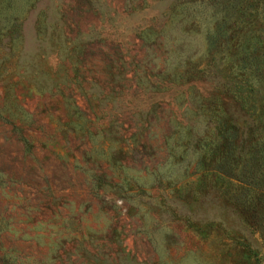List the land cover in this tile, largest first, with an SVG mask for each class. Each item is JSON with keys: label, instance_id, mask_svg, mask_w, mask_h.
Masks as SVG:
<instances>
[{"label": "rangeland", "instance_id": "374dc122", "mask_svg": "<svg viewBox=\"0 0 264 264\" xmlns=\"http://www.w3.org/2000/svg\"><path fill=\"white\" fill-rule=\"evenodd\" d=\"M227 5L0 0V264H264L209 145L264 146V13Z\"/></svg>", "mask_w": 264, "mask_h": 264}, {"label": "trees", "instance_id": "16d2710c", "mask_svg": "<svg viewBox=\"0 0 264 264\" xmlns=\"http://www.w3.org/2000/svg\"><path fill=\"white\" fill-rule=\"evenodd\" d=\"M230 5L222 10L224 15L236 19L246 18V11L258 5L264 13V0H227ZM223 31V30H222ZM221 142L211 145L221 156V174L239 180L242 188L239 201L246 220L259 231H264V146L259 139L244 140L237 128L221 125ZM225 173V174H224Z\"/></svg>", "mask_w": 264, "mask_h": 264}]
</instances>
